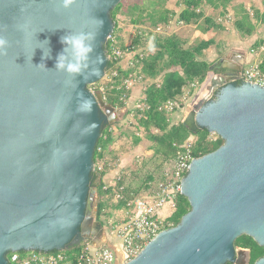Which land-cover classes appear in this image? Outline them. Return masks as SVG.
Listing matches in <instances>:
<instances>
[{
	"label": "water",
	"instance_id": "water-1",
	"mask_svg": "<svg viewBox=\"0 0 264 264\" xmlns=\"http://www.w3.org/2000/svg\"><path fill=\"white\" fill-rule=\"evenodd\" d=\"M120 1L77 0L57 11L58 0H0V35L11 44L0 56V264L12 252L72 250L102 234L92 213L93 157L117 110L88 86L116 69L105 45ZM94 17L103 21L91 54L99 74L71 80L55 71L60 38L97 31ZM25 24L30 39L18 30ZM242 59L228 53L214 62L185 109L192 133L206 129L224 140L191 161L181 182L190 211L130 261L115 250L118 264H247L249 252L237 251L235 240L245 234L264 246V86L214 73L241 72ZM81 95L92 101L90 112L78 110Z\"/></svg>",
	"mask_w": 264,
	"mask_h": 264
},
{
	"label": "trees",
	"instance_id": "trees-1",
	"mask_svg": "<svg viewBox=\"0 0 264 264\" xmlns=\"http://www.w3.org/2000/svg\"><path fill=\"white\" fill-rule=\"evenodd\" d=\"M167 1L168 0H149L147 2L129 4L127 6L125 14L129 16V21L134 26H142L141 28L146 29L144 25L148 24V26L155 29L153 31L139 29V32L129 45L122 42L118 46L116 45L118 36H116L115 33L119 30L117 17L122 12L123 0L112 10L111 17L114 22V29L107 40L105 50L109 58L113 55L115 49L121 51V53L123 52V54L117 58L111 57L109 68L116 67V69L110 76L111 81L106 84L107 90L102 93V95L104 94L103 97L105 102L113 107H123L124 103L121 102V95L127 93V88L124 85L126 80L131 78L134 74L140 75L143 80H152L144 89L146 108L140 113L138 123L140 126L147 129V131L150 127L157 129L158 133L149 134V138L155 143L154 154L159 156L163 165L174 157L176 151L174 145L183 144L191 140L192 137L194 138V136L197 138L196 141L192 142V156L194 158H199L215 151L224 143V140L218 135L210 139L211 133L206 129L194 134L184 126L182 121L173 123L170 113L159 110V106L168 100L176 101L178 103L177 108L182 105L184 106V103L181 102L184 100L185 88H189V93L193 95L194 89L205 80L209 67L223 56H218V58L212 62L202 58L205 52L215 44L214 39L200 40L193 45H188L189 42L185 37H182L174 31L164 34L162 33V29L171 28L170 25L173 23V19H175L176 23L182 22L187 25L195 23L203 28L202 30L204 31H208L212 28H221L219 23H215L212 18L205 15L204 8L205 6H212L215 8L220 6L223 10H226L227 5L231 2V0H184L183 9L176 14L166 7ZM223 14L225 15L226 13ZM241 14V17L236 19L234 23L237 32L242 36H252L255 32L256 25L251 21L246 11ZM255 16L258 21L264 22V12L260 13V11H256ZM158 28L160 29L158 30ZM142 39L147 40V42L150 41V49L153 51L148 55H145L144 52L138 48ZM262 45H264V40L258 39L252 46L260 49ZM124 54L126 56L131 55L129 59L130 66L128 68H124L120 64L122 58H124ZM260 68L264 72V57L260 62ZM221 70H223V68H217L214 72L219 73ZM192 83H197V87L192 88ZM111 125L112 124H106L102 129L101 137L98 140L94 152V163H97L107 153L111 152L110 147L114 142L110 130ZM140 141L141 139L139 137H134L135 143L138 144ZM105 175L106 169H102L99 173L93 171L91 174L92 183L99 180L98 185L95 184V186L97 185V194L100 196L112 192V190L104 188L103 177ZM117 178V186L124 187L125 190L126 187L123 184L122 178ZM149 179L151 180L152 176H149ZM143 193L138 194V196ZM123 195L124 198L118 201L116 205L118 208H123L126 205L128 197L125 196V193ZM104 207V201H99L96 211L97 219L101 217ZM190 209L191 206L188 199L182 194H179L177 198V208L170 218L173 226H176ZM242 237H244V243L246 245L250 244L251 237L246 235ZM242 237H239V239ZM8 258L9 254L7 256V259ZM8 264L12 263L8 260Z\"/></svg>",
	"mask_w": 264,
	"mask_h": 264
},
{
	"label": "rangeland",
	"instance_id": "rangeland-1",
	"mask_svg": "<svg viewBox=\"0 0 264 264\" xmlns=\"http://www.w3.org/2000/svg\"><path fill=\"white\" fill-rule=\"evenodd\" d=\"M145 1L147 2L149 0H123L124 4L122 12L117 17L119 29L115 33V35L118 36L116 44L117 46L121 42L129 45L134 39L135 35L139 32V29H143L145 31L155 30L154 28L148 26V24L144 25L146 29L141 28L142 26H134L129 21V16L125 14L129 4L141 3ZM183 1L184 0H168L166 2V7L178 14L184 7ZM243 9L249 14L251 21L256 25L255 32L252 36H242L237 32L234 26L236 19L240 18L242 15L241 13L244 12ZM256 11H260V13L264 12V0H231V2L227 5L226 10H223L220 6L218 8L212 6H206L204 8V13L208 17L212 18L215 23H219L221 28H212L210 29L211 31H204L202 30L203 28L197 24H191L188 26L185 24L180 25L175 22V19H173V23L170 25L171 28L162 29V33L168 34L174 31L182 37H185L189 42L188 45H193L201 39H214L215 44H213L211 48L207 50L202 56V58L209 62L214 61L216 58H218V56L223 55L222 57H224L228 53H236L241 55L248 53L256 55L252 51L253 46H251L254 38L258 37L257 40H264V22H260L257 20V18H255ZM223 13L226 14L224 15ZM149 43L150 41L147 42V40L142 39L140 46L138 47L139 50H142L145 55H148L151 53V51H153L150 49ZM263 55L264 52L262 53V56ZM130 58L131 55L126 56L124 54V58H122V61L120 62L121 66L128 68L130 66ZM261 58L262 57L256 56V60L254 61L261 62ZM111 74L103 79V81L98 82L99 84L96 83L90 85L89 89L93 92L101 91L104 93V91L107 90L106 84L111 81ZM128 80L132 82V85L127 88L128 81L124 82V85L127 88V93L125 95H121V97L124 98V101L120 100L122 103H124V106L115 107L117 111L113 115L112 121L108 123L112 124L110 130L114 139V142L110 147L111 152L107 153L97 163H94L92 172L96 171V173H99L102 169H106V175L103 177V185H109L115 180L117 181V177H121L123 184L126 187L124 190L125 196L129 198L143 193L150 181L160 178L164 165L163 162H161L159 156L154 154L155 143L149 138V134L158 133L157 129L150 127L148 132L147 129L143 128L138 123L140 113L145 108L144 89L152 82V80H143V78H141V76L138 74H134ZM200 85L194 89L193 95L189 93V88H185V99L181 102L184 103V106L182 105L170 113L171 121L173 123L183 120L185 109L199 90ZM216 135L217 134H211L210 139L215 138ZM134 137H139L141 139L140 143H135ZM196 139L197 138L194 136V138L192 137L191 141H196ZM149 176H152L151 180L149 179ZM98 183L99 180L91 184V188L96 190L95 206L92 210V213L95 218V222L100 224L98 229L101 228L102 234L98 237V239H91L90 241L96 242V244L107 242L110 245H113V243L117 241L114 239V237H112L110 221H119L124 215L123 208H118L116 206L118 202L114 197V191L108 194H103L102 196L98 195L96 187ZM95 184L97 185L95 186ZM99 201H104L105 207L102 211L101 217L97 219L96 211ZM73 251L74 250L72 249L68 250L67 252L74 253ZM29 252L30 251L20 252V254L26 255Z\"/></svg>",
	"mask_w": 264,
	"mask_h": 264
},
{
	"label": "built area",
	"instance_id": "built-area-1",
	"mask_svg": "<svg viewBox=\"0 0 264 264\" xmlns=\"http://www.w3.org/2000/svg\"><path fill=\"white\" fill-rule=\"evenodd\" d=\"M263 48L261 47V49ZM252 51L254 52V50ZM121 55V51L116 49L113 51L114 58ZM239 75L242 81L264 86V72L260 68V62L249 63ZM127 81V88H129L132 82ZM191 87L196 88L197 83H192ZM121 100L124 101V98L121 97ZM177 107L176 101L168 100L159 106V110L171 113ZM174 146L176 148L175 155L164 164L161 177L150 181L142 195L127 199L126 205L123 207L124 215L119 221H110L112 237L117 241L113 245L95 244L88 240L78 247L79 249H73L74 253H69L68 250L30 251L26 255H22L20 252H12L9 253L8 258L10 263L118 264L115 250L121 253L123 263L135 258L159 232L173 226L170 218L177 208V198L181 194V182L194 159L191 140ZM117 181L105 185L104 188L114 191V197L118 202L124 198V187H118Z\"/></svg>",
	"mask_w": 264,
	"mask_h": 264
},
{
	"label": "clouds",
	"instance_id": "clouds-1",
	"mask_svg": "<svg viewBox=\"0 0 264 264\" xmlns=\"http://www.w3.org/2000/svg\"><path fill=\"white\" fill-rule=\"evenodd\" d=\"M77 3V0H58L57 11L71 10ZM96 24L97 31H77L70 32L60 38V43L64 46L58 53L55 63V71L66 73L71 77V80L87 79L89 76H96L99 74V69L94 66L91 54L96 50V39L99 31L103 28V21L99 18H93ZM18 30L25 34L26 39L32 37L28 26L18 25ZM49 43L45 41L43 44ZM41 44V45H43ZM11 46L10 41L4 35H0V56H6L8 49ZM43 55L45 58H50L51 50L44 47ZM95 62H102V58L97 54ZM46 68L45 64H43ZM48 69V68H46ZM49 70V69H48ZM92 101L80 96L78 100V110L91 111Z\"/></svg>",
	"mask_w": 264,
	"mask_h": 264
},
{
	"label": "flooded vegetation",
	"instance_id": "flooded-vegetation-1",
	"mask_svg": "<svg viewBox=\"0 0 264 264\" xmlns=\"http://www.w3.org/2000/svg\"><path fill=\"white\" fill-rule=\"evenodd\" d=\"M237 67L243 68V64L236 65ZM243 70V69H242ZM236 72L237 74H240L238 71H232L229 69H223L221 72L217 73L219 75H224L226 73ZM245 236V234L239 236L242 237ZM248 236V235H246ZM239 237L235 240L234 245L237 251H248L249 252V260L247 264H256V261L264 257V246L260 245L254 238L251 237L250 244L244 243V237L239 239ZM250 237V236H249ZM244 264V263H242Z\"/></svg>",
	"mask_w": 264,
	"mask_h": 264
},
{
	"label": "crops",
	"instance_id": "crops-1",
	"mask_svg": "<svg viewBox=\"0 0 264 264\" xmlns=\"http://www.w3.org/2000/svg\"><path fill=\"white\" fill-rule=\"evenodd\" d=\"M206 7V6H205ZM206 15V14H205ZM220 15V14H219ZM207 16V15H206ZM178 24H180V25H184V23H182V22H177ZM192 24H195V23H192ZM185 25H187V24H185ZM188 25H191V24H188ZM187 25V26H188ZM209 31V30H208ZM211 31V30H210ZM209 33V32H208ZM258 38V37H257ZM257 38H254V41L252 42V45L254 44V42L257 40ZM210 39V38H209ZM212 39V38H211ZM201 40H208V39H201ZM200 41V40H199ZM251 45V46H252ZM261 47H264L263 45L261 46ZM252 50H254V53L256 54V55H254V54H245V55H242L243 56V59L242 60H240V63L241 64H243V68L242 69H244L249 63H251V62H256V61H254V60H256V56H259V57H262L261 58V60L260 61H262V59H263V57H264V55L262 56V53L264 52V48L263 49H257V48H255V47H253V49ZM257 50V51H256ZM250 53V52H249ZM247 56H249V57H247ZM258 58V57H257ZM247 64V65H246ZM238 65V64H237ZM246 65V66H245ZM103 243V242H102ZM104 243H107V242H104ZM95 244H96V242H95ZM107 244H109V243H107Z\"/></svg>",
	"mask_w": 264,
	"mask_h": 264
}]
</instances>
